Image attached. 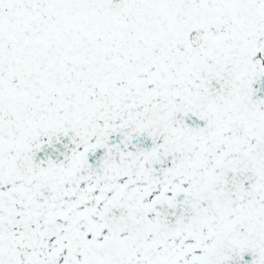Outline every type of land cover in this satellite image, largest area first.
<instances>
[{
	"label": "snow or ice",
	"instance_id": "snow-or-ice-1",
	"mask_svg": "<svg viewBox=\"0 0 264 264\" xmlns=\"http://www.w3.org/2000/svg\"><path fill=\"white\" fill-rule=\"evenodd\" d=\"M0 264H264V0H0Z\"/></svg>",
	"mask_w": 264,
	"mask_h": 264
}]
</instances>
